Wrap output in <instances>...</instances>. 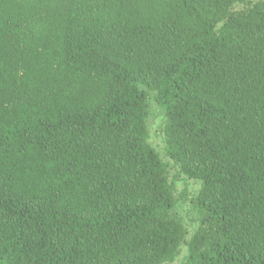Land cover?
<instances>
[{
  "label": "trees",
  "instance_id": "obj_1",
  "mask_svg": "<svg viewBox=\"0 0 264 264\" xmlns=\"http://www.w3.org/2000/svg\"><path fill=\"white\" fill-rule=\"evenodd\" d=\"M150 93L200 183L191 233ZM180 245L183 264H264V0H0V264H163Z\"/></svg>",
  "mask_w": 264,
  "mask_h": 264
},
{
  "label": "rangeland",
  "instance_id": "obj_2",
  "mask_svg": "<svg viewBox=\"0 0 264 264\" xmlns=\"http://www.w3.org/2000/svg\"><path fill=\"white\" fill-rule=\"evenodd\" d=\"M243 5H236V9L242 8ZM146 127L148 132L147 142L158 153L159 157L169 167V179L173 180L174 191L178 199V204L174 211L182 224L191 233L197 224V214L193 208L191 198L198 193L200 183L191 179L185 178L183 175H177V169L171 163V160L166 156L163 126L165 124V115L162 109L156 104L152 93L148 99V116L146 119ZM186 248L180 245L175 258L170 262L163 264H183Z\"/></svg>",
  "mask_w": 264,
  "mask_h": 264
}]
</instances>
